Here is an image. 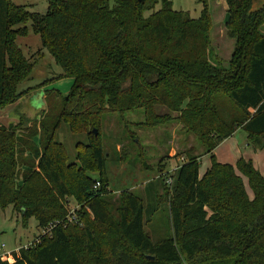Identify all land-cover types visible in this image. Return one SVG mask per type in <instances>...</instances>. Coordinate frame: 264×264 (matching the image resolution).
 <instances>
[{
    "label": "trees",
    "instance_id": "1",
    "mask_svg": "<svg viewBox=\"0 0 264 264\" xmlns=\"http://www.w3.org/2000/svg\"><path fill=\"white\" fill-rule=\"evenodd\" d=\"M195 1L198 18L171 0H46L44 14L0 0V109L27 92L18 86L34 64L15 42L27 22L61 76L73 79L37 123L0 125V207L12 205L24 223L34 217L41 230L27 246L1 253L0 264H264V174L249 159L220 163L212 153L237 129L252 149L264 147V0L258 7L225 0L234 39L227 66L210 47L208 2ZM158 105L178 115L156 114ZM138 108L146 125L181 121L212 153L210 165L200 176V156H188L170 184L161 178L151 205L123 193L116 218L103 198L99 130L105 113ZM62 123L86 135L75 145L79 165L56 139ZM70 196L89 215L82 208L77 222L65 223ZM163 204L171 235L153 243L145 220Z\"/></svg>",
    "mask_w": 264,
    "mask_h": 264
},
{
    "label": "rangeland",
    "instance_id": "2",
    "mask_svg": "<svg viewBox=\"0 0 264 264\" xmlns=\"http://www.w3.org/2000/svg\"><path fill=\"white\" fill-rule=\"evenodd\" d=\"M11 2L41 14H44L47 9L46 0H11ZM171 2L174 10L187 12L191 18H198L202 10V5L195 0H171ZM207 2L212 20L210 47L215 58L217 56L223 66H227L234 47V39L229 37L225 28L226 4L222 0H207ZM260 3L261 0H256L255 7H258ZM156 8H159V4ZM23 25L28 28L27 35L16 37L15 42L24 56L34 65L28 79L18 86L19 91L27 90L26 94L16 102L0 109V125L7 128L19 123L20 126L37 123L48 101L59 102L61 96L58 94L67 95L73 84L71 77L61 76L62 68L55 63L47 50L42 48L39 36L31 31L30 23ZM261 29L264 31V24ZM154 112L159 115L165 113H170L171 116L178 115L161 105L156 106ZM145 119L143 108L123 114L109 111L102 119L99 133L105 157L104 174L107 178L103 198L109 202L111 213L116 218L123 193H132L142 201L143 205H151L152 200H155L154 192L160 189L161 178L166 181V184H170V175L186 161L188 156H200L198 168L200 176L210 165L209 157L212 153L205 152L204 146L196 135L185 130L181 121L172 119L151 126L145 124ZM56 139L63 143L69 161L79 165L75 145L78 142L81 145L86 144V135L73 134L68 126L62 123L56 132ZM231 142L241 153H246L250 149L260 150L251 148L246 133L242 129H237L233 138L222 148ZM216 153L220 155L218 149ZM262 157L260 156V160L263 159ZM86 173L94 180L99 179L96 171ZM243 181L247 193L252 197L246 178L243 177ZM81 203L84 204L81 200L77 201L74 196L67 198L68 213L65 223L77 222L82 208L88 214L86 205L81 206ZM144 231L153 243L161 242L171 235L166 204L153 211L149 219L145 220ZM40 233L41 230L34 217L24 223L20 213L15 211L12 205L0 207V254L27 246Z\"/></svg>",
    "mask_w": 264,
    "mask_h": 264
},
{
    "label": "crops",
    "instance_id": "3",
    "mask_svg": "<svg viewBox=\"0 0 264 264\" xmlns=\"http://www.w3.org/2000/svg\"><path fill=\"white\" fill-rule=\"evenodd\" d=\"M222 1L225 2V0H222ZM225 4H226V2H225ZM225 9H227V5H226ZM225 14H226V10H225ZM234 134H235V132L230 137L221 141L219 143V145L213 150L212 153L215 155L216 160L221 162V163L234 164L239 157H243L246 160H248V159L251 160L253 166L261 174H264V164L262 163V161L264 159V147L260 150L252 151L250 149V151H248L246 153H241L240 151H237L238 149L234 144H232V142H233L232 141L231 143H228L225 148H222V146L224 144H226L228 141H230L233 138ZM217 149L220 152V155L218 153H216ZM217 155H218V157H217ZM260 156H263L262 160H260ZM261 165H263V166H261Z\"/></svg>",
    "mask_w": 264,
    "mask_h": 264
},
{
    "label": "built area",
    "instance_id": "4",
    "mask_svg": "<svg viewBox=\"0 0 264 264\" xmlns=\"http://www.w3.org/2000/svg\"><path fill=\"white\" fill-rule=\"evenodd\" d=\"M98 186H99V182L96 181V182H95V185H94V188H97Z\"/></svg>",
    "mask_w": 264,
    "mask_h": 264
},
{
    "label": "water",
    "instance_id": "5",
    "mask_svg": "<svg viewBox=\"0 0 264 264\" xmlns=\"http://www.w3.org/2000/svg\"><path fill=\"white\" fill-rule=\"evenodd\" d=\"M93 132H94V134H96V131H95V129H93ZM148 258H153V256H147Z\"/></svg>",
    "mask_w": 264,
    "mask_h": 264
}]
</instances>
